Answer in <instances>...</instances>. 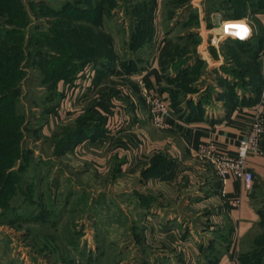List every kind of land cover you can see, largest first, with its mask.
<instances>
[{
	"label": "rangeland",
	"instance_id": "obj_1",
	"mask_svg": "<svg viewBox=\"0 0 264 264\" xmlns=\"http://www.w3.org/2000/svg\"><path fill=\"white\" fill-rule=\"evenodd\" d=\"M255 3L257 12L248 0H0V264L156 263L160 257L154 256L151 249L163 247L155 233L159 225L128 223L127 217L125 220L116 214L128 209L140 194L139 189L156 187L152 182L144 185L148 173L141 170L140 176L131 174L123 179L117 173L108 175L101 167L96 170L94 165L72 167V148L58 153V145L68 136V128H74L85 115L75 114L81 109L80 102H84L82 109L95 107L98 100L117 98L116 91L130 88L131 84L108 74L129 61L126 53L141 56L140 47L152 46L155 39V46L162 39L166 41L159 48L158 65L171 89L167 103L172 114L178 112L189 94L198 92L191 83L202 80L208 72L206 55L197 56L200 45V52H207V57L208 53L214 57L220 52L232 62L231 69L224 64L220 70L231 72L233 78L218 80V86L224 88L220 97L226 103L235 99V89L252 88L256 94L254 86L259 73L262 77L264 56L255 54L260 53V41L246 44L254 33L251 31L241 42L223 38L217 45L210 43L214 30L206 33V29L221 26L222 22L237 21L230 25L243 28L245 19L260 29L264 25V0ZM77 5L99 10L100 22L94 24L74 16L80 13L72 8ZM148 23L151 28L145 32ZM257 32L256 37L260 36ZM111 35L119 39L123 56L117 62L121 65L116 63ZM170 45L174 46V57L167 48ZM107 49L113 62H100L108 64L111 71L107 69L104 78L92 83L94 95L93 91L81 94L80 89L86 86L79 79L82 84L72 96V60L92 58L97 51ZM176 57L172 71L181 72L182 63L189 57L195 68L182 70L180 79L171 80L168 66ZM91 65L97 68L93 62ZM245 73L250 77L249 85L242 80ZM59 77L63 78L53 85ZM137 86L140 102L146 105L142 93L146 87L141 83ZM106 87L108 93L103 95ZM213 91V85L206 83L204 93ZM148 117L156 129L149 112ZM73 118L77 122L72 126ZM257 183L250 196L259 220L246 237L237 240L238 261L243 264H264V181ZM194 211H186L184 218L190 236L182 239L189 243L188 263L197 257L214 259L209 249L217 248V242H226L221 234L225 231L220 230L221 235L214 237L212 224L204 220L203 214L196 217ZM140 227L146 229L147 239L150 233L157 239L138 238ZM196 230L202 232L198 238Z\"/></svg>",
	"mask_w": 264,
	"mask_h": 264
},
{
	"label": "crops",
	"instance_id": "obj_2",
	"mask_svg": "<svg viewBox=\"0 0 264 264\" xmlns=\"http://www.w3.org/2000/svg\"><path fill=\"white\" fill-rule=\"evenodd\" d=\"M236 23L237 21L229 22V25ZM243 23L254 33L248 37L246 43L248 45L256 38L257 30L260 33L263 32L264 25H261L260 29H255L249 25L246 19ZM231 27L233 30L242 29L237 28L236 25H231ZM219 28L220 25L206 29V33L213 30L214 33L216 30L219 31ZM109 32L106 31V33ZM111 36L113 37V35ZM240 37L228 39L241 42L244 40L243 35ZM223 38L224 36L221 39ZM118 40L117 37L116 39L113 37V50L117 59L116 63L121 65L117 62L123 56ZM156 43L155 39L152 46L150 44L140 47L141 56L128 55L129 52L127 51L126 58L129 61H126L127 63L122 64L121 67L119 66L121 69H116L113 74H108V68L103 62L98 68H94L91 62H88L72 75V96L81 86L82 81L80 82V80H84L83 86H86L84 89H80L81 94L83 91L87 93L93 91L91 94L94 95L95 90H93L92 83H95L98 78H104L107 74L108 77L117 78L115 80H123L125 83L131 84L125 92L116 91L117 98L111 96L104 102L98 100L95 107H93L94 105L92 107L85 106L82 109L84 102H80L81 109L76 110L75 114L82 116V114L89 112L95 117L101 118L103 122L100 130L103 134L100 136L89 134L72 142V162L75 159L72 167L94 165L96 170L98 166L103 168V171L108 175L117 173V175H122L123 179L131 174L140 176L141 170L149 174L148 180L143 182L144 185L152 182L156 187L138 188L140 194L133 200L132 204H129L128 209H120L116 214L123 219L127 217L128 220L125 222L128 223H138L144 226L154 223V225L156 223L159 225L158 227L163 233L157 234L160 230L156 227L155 233L159 237L158 239L163 241V247L151 249L154 256L160 257L157 261L155 259V264H240L238 261V248L240 249V246L238 247L236 242L246 237L254 228L259 220L258 209L251 200L250 191L245 190L240 181L229 178L223 185L216 172L212 171L211 164L197 155V148L202 143L212 141L220 150L233 155L239 139L245 137L250 128L253 112L260 108L264 114L262 89L259 95L254 94L252 88L235 89V99L226 103L221 98L224 88H221V85L218 86V80L221 78L229 81L233 78L231 72L220 70L224 64L227 65V69H231L232 62L231 60L227 62L220 52L214 57L208 53L207 57V52H200V45L197 48V56L200 54L204 56L205 54L204 59L208 58L210 67L207 68L206 75L202 77L203 82L198 79L191 83L193 87L198 88V92L189 94L186 100L181 102L178 112L172 114L173 118L168 128L164 130L154 129L149 123L146 105L140 102L137 84L141 83L146 88L158 90L162 97L168 100L170 87L164 81V75L158 65L159 48L166 41L162 39L155 46ZM173 47V45L167 47L171 49L170 56L172 57H174ZM263 50V48L260 49L257 57L262 58L264 56ZM176 59L177 57L172 60L170 67L168 66L171 80L180 79L182 70L188 68V70H194L195 68L193 66L195 62L189 57L182 63L181 72L179 69L172 71L173 64L177 65ZM261 68L264 70L263 66ZM242 80L246 81V85H249L250 77L246 73L243 74ZM206 83L213 85L214 91L212 93H204ZM261 84V73H259L257 85L260 86ZM59 85L60 83L58 88ZM108 90L109 88L106 87L102 94L106 95ZM96 99L98 98L95 97ZM106 113L107 115H105ZM75 119H72V126L77 122ZM63 151L65 152V149ZM65 156L68 155L65 154ZM98 160L101 161V164L98 163ZM247 165L253 173L254 183L263 182L264 148L261 149L260 153L251 155ZM236 201L239 202L235 203ZM191 209L195 210L196 217L204 215V220L206 219L205 221L212 224L211 229L214 237H219L222 234L225 238L224 244L217 242V248L209 249L215 257L214 259L205 260L197 257L192 258L189 263L186 260L189 252L187 240L190 236L188 230L185 229L186 221L184 218L186 217L185 212ZM197 221L199 220L197 219L196 223ZM201 222L204 223V221ZM220 230L226 233L220 234ZM141 231L142 233L138 234V238L143 241L157 239L154 233H150L149 239H147L146 229L142 227ZM199 233L202 235V232L198 231L196 238L199 237ZM206 233L209 234L210 232ZM183 238L187 239L186 242H183ZM144 245L146 246V242ZM212 248L214 247L212 246ZM207 256L210 258V254Z\"/></svg>",
	"mask_w": 264,
	"mask_h": 264
},
{
	"label": "built area",
	"instance_id": "obj_3",
	"mask_svg": "<svg viewBox=\"0 0 264 264\" xmlns=\"http://www.w3.org/2000/svg\"><path fill=\"white\" fill-rule=\"evenodd\" d=\"M243 24L245 26L242 29L233 30L228 22H222L220 30L212 34L210 43L217 45L223 36L224 38L237 39L243 35V39H246L251 34V29L245 23ZM261 79L264 97V71ZM142 93L152 125L158 130L168 128L173 115L167 100L153 88L142 89ZM263 135L264 114L260 108H257L252 114L251 125L246 136L239 139L233 155L220 150L212 141L200 144L197 148V155L211 164L223 185L229 178H234L242 183L245 190L250 191L254 183V176L248 168L247 161L251 155L261 152ZM238 202L236 201L235 203Z\"/></svg>",
	"mask_w": 264,
	"mask_h": 264
},
{
	"label": "trees",
	"instance_id": "obj_4",
	"mask_svg": "<svg viewBox=\"0 0 264 264\" xmlns=\"http://www.w3.org/2000/svg\"><path fill=\"white\" fill-rule=\"evenodd\" d=\"M255 1H257V0H255ZM255 1L254 0H248L250 6L253 7L252 9H256L255 11L257 12L258 11V7H255V5H256ZM72 8L75 10V12H78V11L80 12V13H75L74 14V16H77L78 15L79 19H81L83 21L91 20V22H94V24H98V22H100V19L101 18H99V14H100L99 13V10L98 11H95L90 6L89 7H86V6H80V5L73 6ZM148 20H150V16H149ZM149 23L146 24L145 32L146 31H148V32L150 31L151 25H149ZM256 39L258 41H260V43H261L260 44V48H259V51H260L261 48H264V44H262L263 41H264V33L263 32L260 33V36H258L255 39H253V42ZM255 43H256V41H255ZM110 54H111V52L107 49L105 51H97V53H94V56H91L92 58H90V57L87 56V58L85 57L83 59L82 58L73 59L72 60V75L75 74L77 71H79L88 62H93L94 65L97 68L102 64V62H100L101 60H105L106 62H108L109 65H111V63L113 62V56H112V54L111 55ZM255 54L258 55V53H255ZM76 56H78V55H76ZM108 64H105L106 65V68H108L109 71H111L110 70L111 68L109 66H107ZM109 71H107V72H109ZM61 78H63V77H59L57 80H55V82H54L53 85H55V83L58 80H60ZM261 81H262V79H261ZM261 86L262 85H260V86H258V85L257 86H254L256 95H259V92H261V89H262ZM102 122H103V120L101 118H97L93 114L87 112L76 123V125H75L74 128H68L70 130L69 131V134H68V136L66 135L67 137H65L63 139V141H61L59 143V145H58L59 150L57 152L58 153L59 152L61 153L64 149L71 148L69 146L72 144V142H74L78 138L80 139V138L85 137L86 135H89V134H95L97 136L102 135L103 132H101V130H100V126H101V123ZM263 137H264V135H263ZM263 141H264V138H262L261 149L264 148V142ZM148 175L149 174H147V176ZM239 263L240 264H243L240 261V259H239Z\"/></svg>",
	"mask_w": 264,
	"mask_h": 264
}]
</instances>
